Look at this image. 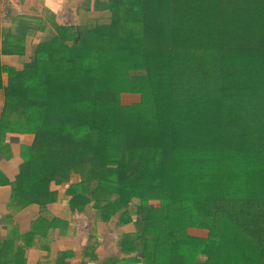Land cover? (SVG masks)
I'll return each instance as SVG.
<instances>
[{
	"label": "trees",
	"instance_id": "trees-1",
	"mask_svg": "<svg viewBox=\"0 0 264 264\" xmlns=\"http://www.w3.org/2000/svg\"><path fill=\"white\" fill-rule=\"evenodd\" d=\"M90 8L32 43L3 85L23 101L28 151L8 208L35 203V225L49 226L48 204L62 196L72 219L132 222L107 264H154L157 241L169 244L168 264H264V0H94ZM22 36L19 26L6 32L0 54L22 56ZM123 92L142 99L123 105ZM193 222L216 236L174 234ZM9 224L0 264H27L39 230L21 240ZM84 246L81 258L93 252ZM71 255L48 253L38 264H69Z\"/></svg>",
	"mask_w": 264,
	"mask_h": 264
},
{
	"label": "crops",
	"instance_id": "crops-1",
	"mask_svg": "<svg viewBox=\"0 0 264 264\" xmlns=\"http://www.w3.org/2000/svg\"><path fill=\"white\" fill-rule=\"evenodd\" d=\"M94 0H21L17 5L9 7L0 16V47H7L5 33H9L15 26L20 27V42L24 43L23 55L11 53L0 54V77L2 86L0 88V216L10 213L11 220L0 224V233L4 224L10 222L17 226L14 236H20L34 225V229L39 230L35 237L29 240L26 249V263L38 264L46 260L48 253L68 249L71 257L67 258L69 264H99L111 253H116L118 247L116 240L122 232H134L135 226L132 222L115 228L113 233H106L110 225L95 223L80 216L72 219L66 201L60 196L56 201L48 204V210L52 215L49 226L44 223L35 225L38 217L39 207L37 204H29L18 209L7 206L11 193V183L18 172V165L28 156L27 141L24 118V104L20 97L5 94L3 85L14 73L22 68L24 61H29L32 43L50 30L57 31L61 27L67 28L69 25L77 24L89 13L90 5ZM13 24V25H12ZM11 25V26H10ZM10 26V28H9ZM12 31V30H11ZM31 34V36H29ZM8 35V34H7ZM14 36V35H13ZM17 41V38H15ZM51 62L44 63V70L50 71ZM30 79H25L24 83L29 84ZM29 181H23L24 189L29 187ZM63 186H60L61 189ZM58 188V186L56 187ZM61 193V192H60ZM42 227V229H41ZM10 230V229H8ZM103 232V234H102ZM179 237L186 236V230L174 232ZM193 234V233H189ZM81 245H85L83 250H91L83 258L80 257ZM169 244L167 241H157L155 249L154 264H168ZM134 252H122V258L133 255ZM116 264H129L123 259H118ZM196 264V263H194Z\"/></svg>",
	"mask_w": 264,
	"mask_h": 264
},
{
	"label": "rangeland",
	"instance_id": "rangeland-1",
	"mask_svg": "<svg viewBox=\"0 0 264 264\" xmlns=\"http://www.w3.org/2000/svg\"><path fill=\"white\" fill-rule=\"evenodd\" d=\"M96 10V9H95ZM94 9H89V13H94L95 12ZM120 100H121V103L123 105H129L133 102H140L141 101V94L140 93H128V92H123L120 94ZM89 218L93 219L95 218L93 215H91ZM94 220V219H93ZM201 227V223L199 222H193L192 225H190L189 227H187L186 229V233L189 234V233H193V234H198V235H203V236H207V235H214V233L216 232V230H213V229H204V230H198V228ZM113 223L110 224L109 226V229L106 230V233L111 235L113 233ZM103 234V232H102ZM188 236V235H186ZM184 235V239H186V237ZM216 236V233L215 235Z\"/></svg>",
	"mask_w": 264,
	"mask_h": 264
},
{
	"label": "built area",
	"instance_id": "built-area-1",
	"mask_svg": "<svg viewBox=\"0 0 264 264\" xmlns=\"http://www.w3.org/2000/svg\"><path fill=\"white\" fill-rule=\"evenodd\" d=\"M21 0H0V16L7 11L9 7L17 5Z\"/></svg>",
	"mask_w": 264,
	"mask_h": 264
}]
</instances>
